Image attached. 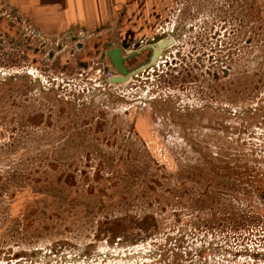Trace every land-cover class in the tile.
Instances as JSON below:
<instances>
[{"label": "rangeland", "instance_id": "374dc122", "mask_svg": "<svg viewBox=\"0 0 264 264\" xmlns=\"http://www.w3.org/2000/svg\"><path fill=\"white\" fill-rule=\"evenodd\" d=\"M23 22L0 8V264H194L202 241L264 242V0H176L158 66L111 88L103 42Z\"/></svg>", "mask_w": 264, "mask_h": 264}, {"label": "crops", "instance_id": "0c3cea01", "mask_svg": "<svg viewBox=\"0 0 264 264\" xmlns=\"http://www.w3.org/2000/svg\"><path fill=\"white\" fill-rule=\"evenodd\" d=\"M175 2L176 0H0V8H7L8 14L22 18L25 21L23 23H28L37 36L54 38L77 30L86 33L90 37L87 39L94 40L91 41L94 44L103 42L105 46L129 47L132 43L147 39L151 32L155 36L170 30L173 23L167 22V15L171 9L174 10ZM19 24L15 23L17 26Z\"/></svg>", "mask_w": 264, "mask_h": 264}, {"label": "water", "instance_id": "95a60500", "mask_svg": "<svg viewBox=\"0 0 264 264\" xmlns=\"http://www.w3.org/2000/svg\"><path fill=\"white\" fill-rule=\"evenodd\" d=\"M174 33L170 30L166 33L156 35L149 43L138 49H127L125 45L108 47L105 50L116 76L110 78L111 83L127 82L134 75L147 72L161 56L168 51V47L174 43Z\"/></svg>", "mask_w": 264, "mask_h": 264}, {"label": "trees", "instance_id": "16d2710c", "mask_svg": "<svg viewBox=\"0 0 264 264\" xmlns=\"http://www.w3.org/2000/svg\"><path fill=\"white\" fill-rule=\"evenodd\" d=\"M177 235V234H176ZM185 234H178L177 236L179 238H172L170 240V238L168 237L167 239V246H170L169 249H167V251H165L166 253H173V255L178 254V252H176L175 250H171V245H177L180 242V238H183ZM174 239V243H172L171 241H173ZM181 242H186V241H181ZM187 245H189V247L191 246L190 244L187 243ZM209 245H212L209 247ZM191 248V247H190ZM195 252V257L191 259L193 260V262L197 263V264H208L209 262V256L210 255H219L220 258V264H238L236 257L238 256V253H243V252H248L250 257H253L255 259V262H258V264H264V242L257 244L255 243L254 245H246L244 244L243 247L241 246H235V245H229V244H213V242H207V241H202L199 243V249L196 248L190 250V254L188 253V255H191V252ZM210 253V254H209ZM164 254V253H163ZM192 256V255H191ZM245 257V256H244ZM222 258H225V260H223ZM260 259V261H263L262 263H260L259 261L256 260ZM247 262V261H246ZM194 263V264H195ZM245 263V262H244ZM242 263V264H244ZM254 263H250V264H254ZM248 264V263H247Z\"/></svg>", "mask_w": 264, "mask_h": 264}, {"label": "bare ground", "instance_id": "6f19581e", "mask_svg": "<svg viewBox=\"0 0 264 264\" xmlns=\"http://www.w3.org/2000/svg\"><path fill=\"white\" fill-rule=\"evenodd\" d=\"M103 54H106V53H105V52H102V55H103ZM161 57H162V56H161ZM161 57H160V58H161ZM102 58H103V61H105L104 59H107L106 56H102ZM160 58H159V59H160ZM105 63H106V62H105ZM107 71L110 72V76L108 75V76L105 77V80H104L105 84H104V85L107 87V84H110L107 88H111V86H115V85H120L121 83H111V82H110V78L116 76V72H112V71H110L109 68L106 70V72H107ZM106 72H105V74H106ZM142 73H143V72H142ZM130 79H131V78H130ZM130 79H129V80H130ZM129 80H128V81H129Z\"/></svg>", "mask_w": 264, "mask_h": 264}, {"label": "built area", "instance_id": "2783aa9c", "mask_svg": "<svg viewBox=\"0 0 264 264\" xmlns=\"http://www.w3.org/2000/svg\"><path fill=\"white\" fill-rule=\"evenodd\" d=\"M172 23L174 24L175 22H172ZM172 27H173V25H172ZM172 27H171V28H172ZM170 30H172V29H170ZM77 32H78V33H77ZM72 33H73L74 35L79 36V37L83 35V33H82L81 31H77V30H76L75 32H72ZM72 33H71V34H72ZM41 37H42V35H41ZM156 66H158V65H156ZM110 71H111V70H110ZM151 71H152V69H151ZM108 75L110 76V72H109V71L107 72V76H108ZM109 85H110V84H107V87H108ZM103 89H106V88H103Z\"/></svg>", "mask_w": 264, "mask_h": 264}, {"label": "flooded vegetation", "instance_id": "af4514ba", "mask_svg": "<svg viewBox=\"0 0 264 264\" xmlns=\"http://www.w3.org/2000/svg\"><path fill=\"white\" fill-rule=\"evenodd\" d=\"M73 40H77L76 38H74ZM101 57H102V53H101ZM101 60H103V59H101Z\"/></svg>", "mask_w": 264, "mask_h": 264}]
</instances>
